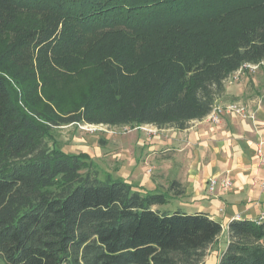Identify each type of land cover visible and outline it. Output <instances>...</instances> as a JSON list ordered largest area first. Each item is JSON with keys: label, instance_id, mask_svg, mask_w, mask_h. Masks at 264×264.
Masks as SVG:
<instances>
[{"label": "trees", "instance_id": "obj_1", "mask_svg": "<svg viewBox=\"0 0 264 264\" xmlns=\"http://www.w3.org/2000/svg\"><path fill=\"white\" fill-rule=\"evenodd\" d=\"M6 30L0 262L207 264L219 221L161 210L168 192L101 178L88 153L65 152L51 133L75 123L183 131L205 119L235 72L264 63V0H0ZM27 48L45 83L74 72L86 89L59 109L38 110L3 62ZM28 87L43 102L38 86ZM171 188L184 193L178 181ZM228 234L218 264H264V223L233 220Z\"/></svg>", "mask_w": 264, "mask_h": 264}, {"label": "crops", "instance_id": "obj_2", "mask_svg": "<svg viewBox=\"0 0 264 264\" xmlns=\"http://www.w3.org/2000/svg\"><path fill=\"white\" fill-rule=\"evenodd\" d=\"M259 66L229 83L218 101L247 105L248 118L226 114L219 124L195 120L183 131L144 125L122 137L121 151H116L120 154L113 151L118 178L145 192H168L177 208L207 213L223 225L207 264L219 263L230 222L255 221L264 212V165L259 158L260 151L264 154V63ZM211 179L230 180L232 186L211 194ZM174 181L181 183V195L171 188Z\"/></svg>", "mask_w": 264, "mask_h": 264}, {"label": "rangeland", "instance_id": "obj_3", "mask_svg": "<svg viewBox=\"0 0 264 264\" xmlns=\"http://www.w3.org/2000/svg\"><path fill=\"white\" fill-rule=\"evenodd\" d=\"M30 15L32 14H23L25 17L24 20L26 21ZM12 31L14 30L12 29ZM12 31L6 30L5 32L0 33V54L4 53V50H6L8 45L11 43L13 37ZM3 62L16 76L17 73H20L15 78L17 83H22V87L25 86L24 90H27L26 99L29 102H34L37 105L38 110L41 112H47V110L43 109L45 105L50 109H59L62 104L69 103L71 100H76L86 89L84 82L78 78V76H73L74 72H68L69 76L62 77L60 80L49 79L48 83H45L39 72L41 68H37L38 60L36 50L32 48H27L25 51L14 57H10V55H8L5 58L4 55ZM259 68L260 66L258 65L257 69L251 70L245 66L242 71H240L243 75L239 77L238 80H234L233 74L227 81V85L229 83L241 81L242 77L246 73H253L256 70H259ZM49 72H51V69H47L45 74L49 75ZM31 80L33 81L30 85ZM34 84L38 86L39 97L43 100V102H37L35 99L38 98L37 93L29 90L28 86H30L31 89ZM48 99L53 100L49 101ZM38 103H42L41 106ZM142 126L132 128L130 126L110 127L106 125L75 123L54 128L51 133V139L52 143L56 145V147L67 153H88L91 156V161L95 165V168L99 170L101 178L106 179L109 173H111L110 175L113 178H118L116 174L117 172L114 170L117 166L115 161L112 159L113 151H115V154H120L121 152L116 151H121L120 147L122 145L120 140L122 137L132 131L139 130L137 128ZM156 128L157 127H154V129ZM174 209H177V207L170 201L169 204L163 206L161 210ZM221 240H223V237H221ZM213 248L214 247L211 249L213 250ZM211 254L212 253H208L207 258H210ZM0 264L4 263L0 262Z\"/></svg>", "mask_w": 264, "mask_h": 264}, {"label": "built area", "instance_id": "obj_4", "mask_svg": "<svg viewBox=\"0 0 264 264\" xmlns=\"http://www.w3.org/2000/svg\"><path fill=\"white\" fill-rule=\"evenodd\" d=\"M245 66L247 68H250L251 70H255L258 67V65H251V64ZM243 68H241L239 71L234 73L233 76L234 80H238L239 77L243 75V73L240 72L242 71ZM226 114H236L241 116L242 118H248V116H250V110L248 109L247 106L239 102L219 103V104L216 103L212 108L211 112L205 117V119L213 124H219L221 122L222 116ZM151 131L155 133L154 130ZM259 158L261 163L264 165V154L262 153V151L259 152ZM231 186H232V182L230 180H223L220 182L218 179H211L209 182V191L211 194H213L219 188H221L224 191H227L231 188ZM261 189L264 192V180L261 183ZM255 222L257 224L264 223V212L261 213V215L255 220Z\"/></svg>", "mask_w": 264, "mask_h": 264}]
</instances>
